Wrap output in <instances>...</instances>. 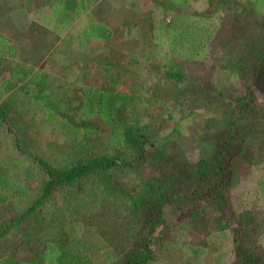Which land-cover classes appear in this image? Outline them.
Here are the masks:
<instances>
[{
	"label": "rangeland",
	"instance_id": "obj_1",
	"mask_svg": "<svg viewBox=\"0 0 264 264\" xmlns=\"http://www.w3.org/2000/svg\"><path fill=\"white\" fill-rule=\"evenodd\" d=\"M107 2L116 4L118 15H113V19L119 22L118 16L124 25L109 24L112 37L84 50H75L68 38L74 34L75 27L62 26L48 35L43 28L19 22L15 36H9V22H0V36L15 51L14 59L9 56L0 59V84L9 78L15 63L40 73L48 84V102L57 105L54 113L61 122L67 120L69 127V130L60 128L47 121L41 104L32 99L37 90L26 82L16 83L12 91L0 97V107L6 116V123L0 122V175L5 174L24 190L11 199L9 190L0 193L6 199L0 204V229L39 194L43 178L30 160L31 155L60 167L71 163L79 154L94 155L105 150L96 143H75L71 128L84 123L75 110L82 99V90H97L107 83L109 74L114 81L110 79V86L104 88L130 94L135 115L143 124L150 125L153 144L182 161L191 162L217 151L228 118L227 106L233 98L249 88L255 92L256 104H264V72L252 83L249 75L241 77L245 72L239 77L232 74L238 67V59L245 62L253 57L255 50L264 48V27L259 25L262 21L252 15L247 0H186L188 7L181 14L202 15L217 25L204 55L194 60L171 56L165 47L169 37L163 34L162 25L172 17L173 10L168 7L175 6L173 2ZM80 28L77 27L83 29ZM154 44H158L161 55L166 53L165 59L173 58L185 79L182 85L163 79L159 71L161 55L142 60ZM103 60L110 63L108 69L102 65ZM97 70L99 73L95 74ZM105 70L109 74H104ZM256 86L261 91L254 89ZM104 130L108 132L110 128ZM136 173L129 177L119 171L111 172L113 188L117 189L112 196L89 180L57 188L36 217L33 215L32 220L28 218L16 225L0 240V264L31 256L34 248L43 244L40 238L44 234L49 238V232L41 226L57 228L60 235H76L80 241L78 251L84 254L87 264H111L120 258L142 221L140 211L130 206V197L137 195L152 176L148 169ZM233 179L224 211L212 199L203 198L183 215L174 213L169 217L165 213L168 230L163 234L162 244L169 245L170 251L152 264H232L231 214L244 212L249 218L264 219L256 176L241 172ZM259 234L264 237V228ZM191 249L200 253L193 256Z\"/></svg>",
	"mask_w": 264,
	"mask_h": 264
},
{
	"label": "trees",
	"instance_id": "obj_2",
	"mask_svg": "<svg viewBox=\"0 0 264 264\" xmlns=\"http://www.w3.org/2000/svg\"><path fill=\"white\" fill-rule=\"evenodd\" d=\"M164 1L173 2L175 5H169L168 8L173 10L172 17L162 25L163 34L169 37L165 45L168 54L187 60L202 57L217 28L216 23L202 15L181 14L188 7L186 0ZM247 1L252 15H257L262 21L259 25L264 27V0ZM47 4L53 7V15L60 17L54 22L55 30L60 26H70L80 10H83L79 8V3H74L73 0H49ZM69 7L73 18L64 17ZM76 35L81 36L80 39L85 44L91 40L106 41L111 36L101 25L87 26ZM147 51L142 56L144 61L157 59L161 55L158 44L151 45ZM7 56L14 59L15 51L13 47L8 46V40L0 36V59ZM165 57L166 53H163L159 62L163 79L171 84L182 85L185 79L177 64L173 58ZM101 63L108 69L110 63L106 60ZM236 63L238 67L232 74L239 77L245 72V76L241 77L247 78L249 75V82H254L257 75L262 76L264 72V48L255 50L253 57L245 62L238 59ZM162 70L165 71L164 74ZM110 79L114 81L111 74L106 77L107 83L97 90H82V99L75 110L84 123L71 128L75 143H96L100 147L104 146L105 150L94 155L79 154L71 163L60 167L52 166L41 157L31 155L29 158L40 171L43 184L37 198L0 229V240L16 228V225L36 217L37 212L57 188L89 180L101 190L115 195L117 189L113 188L110 175L113 171L130 177L131 174L137 175V170L148 169L152 176L146 179L147 182H144L137 195L130 197V206L140 211L142 221L132 235L128 249L111 264H152L158 257L168 253L169 245L162 244L163 234L168 230V216L174 213L185 214L203 198L212 199L217 206L225 210L228 190L232 186L233 177L238 173L246 172L256 176L255 184L262 197L261 208L264 209V104H256L255 92L248 88L243 95L229 102L228 118L223 124L217 151L188 162L168 155L164 149L153 144L149 132L150 125L143 124L134 113L133 97L125 92H114L110 87L104 88L110 86ZM262 80L264 82L263 77ZM21 82H26L37 90L32 99L33 102L41 104L47 121L69 130L68 121L61 122L55 114L57 105L48 102L46 79L31 68L15 63L9 78L0 84V97L12 91L15 84ZM254 89L261 91L257 86ZM5 121V113L0 107V122L6 123ZM106 127L110 128V131L106 132ZM5 190L11 192L9 199L24 192L23 188L10 182L3 174L0 175V193ZM5 201L0 195V204ZM231 215L229 232L232 264H264V237L259 234L264 228V219L249 218L244 212ZM41 228L49 232V238L44 234L40 238L43 239V244L37 245L31 256L21 260H5L3 264H87L84 254L78 251L80 241L76 235H60L54 227ZM190 251L193 256L200 253L194 249Z\"/></svg>",
	"mask_w": 264,
	"mask_h": 264
},
{
	"label": "crops",
	"instance_id": "obj_3",
	"mask_svg": "<svg viewBox=\"0 0 264 264\" xmlns=\"http://www.w3.org/2000/svg\"><path fill=\"white\" fill-rule=\"evenodd\" d=\"M48 1L49 0H0V22H9L8 25L11 32V35L9 36H15L14 29L17 30L20 28L19 22H28L30 26L43 28V30H45V34L48 35L53 34L55 31L57 32L62 26L56 30L53 29V26L54 22H57L60 17L53 15L54 9L47 4ZM107 1L108 0H73L74 3H79L81 6L79 8H83V10H80L79 15L73 23L67 28H76L74 30V34H69L68 36V38H70L72 43L75 45V50H78L79 48L84 50V48H89L92 44L105 42L100 40H91L88 44H85L83 40L80 39L81 36L79 37L76 35L79 31L77 27L80 26L81 28H85L90 25H101L110 32L111 38L112 32L108 28L109 24L117 27L124 25L123 20L118 18V16H116V18L119 22L114 21L113 15H118V11H116L117 9L115 6L116 4L113 6ZM6 2H8V6L4 5ZM64 17L73 18V12H70V7L66 13H64ZM48 26H52V31L47 29ZM26 34H28V32H26ZM98 73L99 72L97 70L95 74Z\"/></svg>",
	"mask_w": 264,
	"mask_h": 264
}]
</instances>
